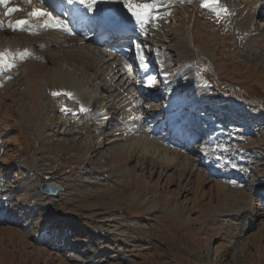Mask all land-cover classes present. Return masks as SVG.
<instances>
[{
    "label": "rangeland",
    "instance_id": "rangeland-1",
    "mask_svg": "<svg viewBox=\"0 0 264 264\" xmlns=\"http://www.w3.org/2000/svg\"><path fill=\"white\" fill-rule=\"evenodd\" d=\"M198 3L202 4L167 0L161 8L168 10L159 11V18L147 24L154 31L147 33L146 42L132 44L131 60L137 66L126 62L128 72L125 61L111 57V65L121 62L117 67H125L121 82L120 74L102 81L109 72L102 66L100 47L88 53L73 41L71 49L63 48L52 45L62 38L47 35L42 37L51 39L49 47L36 52L40 59H17L14 69L2 73L0 173L1 187L8 191L1 196L10 195L9 203L15 205L7 207V219L0 221V264H264V0H220L232 15L221 13L219 21L217 8L203 9ZM254 3L261 15L255 16L257 27L249 31L237 13L245 14ZM13 36L3 33L0 42L14 38L21 43L20 37H31L19 32ZM256 39L263 40L253 44ZM137 45L143 49V64ZM158 50L169 63L168 70L152 65L151 56ZM58 67L90 83L92 105L102 106L113 119L122 111L124 117L128 108L138 113L141 107H133L135 99L150 104L144 116H156L154 124L163 122L167 111L193 110L196 101L214 113L233 105L228 123L232 128L242 124L251 135L241 142L238 133L219 132L217 142L223 139L231 145L228 153L217 154L214 166L225 168L227 161L228 171L239 175L227 180L223 178L227 173H210L200 165L199 154L186 148H177L175 165L142 156L138 150L128 153L124 142L145 137L146 132L126 133L127 125L115 122L97 128L83 121L81 105L77 107L74 99L68 109L52 95L70 90L56 82L52 72ZM188 70L198 89L189 90L185 84ZM163 73L171 76V91L161 99L152 98L163 90L159 85ZM125 76L137 86L121 92L126 81L114 91ZM149 76L155 78L152 89ZM157 129L164 133V127ZM147 138V143L153 139ZM120 165L128 170L125 176L114 169ZM51 181L62 188L60 195L45 196L38 202L41 206L32 207L37 198L28 196L36 195L39 183ZM55 229L70 236L49 233L46 241L37 240Z\"/></svg>",
    "mask_w": 264,
    "mask_h": 264
},
{
    "label": "bare ground",
    "instance_id": "bare-ground-1",
    "mask_svg": "<svg viewBox=\"0 0 264 264\" xmlns=\"http://www.w3.org/2000/svg\"><path fill=\"white\" fill-rule=\"evenodd\" d=\"M230 2H233L234 0H229ZM253 1V0H252ZM158 2L160 4H162L161 0H158ZM200 3H202V0H199ZM253 3V2H252ZM257 3V2H256ZM256 3H254V6L251 7L245 14H238L237 13V19H239L240 21V24H242L244 27H246L249 31H252V29L255 28V26L257 27V25H255L253 22L255 20V16L257 14L260 13L259 9H258V4L255 5ZM251 4V3H250ZM198 5L201 7V5L198 3ZM253 5V4H252ZM110 7V6H113V10H112V14L116 15V10L119 8V5H116V4H106L104 7ZM203 8V7H202ZM237 9V8H235ZM261 15V14H259ZM120 16V18H119ZM119 16L117 17L118 20L123 24V26H129L132 28L133 32L135 34H138L139 38L136 39V41H145V37L147 34H144V32L142 31V29L137 26L132 20H130V18L125 15L124 13H120ZM122 18V19H121ZM10 19H12V17H10ZM7 19L4 18V21H3V24H4V31L6 32V34H13L14 36L16 35L17 32H13L11 30L8 29L7 27ZM78 25V24H77ZM72 27H74L75 31H76V35L74 36H68L67 34H62V33H57V32H39V34H42V35H47V36H58L59 38H62L63 41L62 42H56L52 45H56V43L58 44L57 46H60V47H65L67 45L68 49L71 47V44L73 41L75 42L76 41V44H79L80 46H82L81 48L85 51H87L88 53L91 51V52H97V50H103L99 53V55H101L102 59H103V63H102V66L105 67V70L107 71L108 70V76H106V78H103L102 81L105 82V80H110L111 78H114L115 77V74H120L119 78L126 74V72L123 73V71L125 70V67L122 66V68H118L117 66L121 65V62L116 64V65H111V63L109 62V60L111 59L112 56H117L121 61L122 60H128L129 59V52L127 50H131V45L132 43H128L127 41H125L124 44L120 45V47H122L123 51L118 50L119 48H111L112 46L113 47H116L115 44H113L112 46L107 43V44H104L102 42V44L104 46H99L97 45L98 43H100L102 40H101V37H100V41L96 39V36L94 35H88L86 34L85 30L83 28H80V26H73L72 24L70 25ZM146 28H148L147 30L148 31H151L153 29V27H151L150 25H146L145 26ZM244 28V29H246ZM246 29V30H247ZM2 30V29H0ZM144 30V29H143ZM247 30V31H248ZM248 31V32H249ZM250 33V32H249ZM0 35H3L0 34ZM253 35V34H252ZM13 36V37H14ZM18 37V36H17ZM69 37H72V38H69ZM75 37V38H74ZM157 37V36H156ZM254 37V36H252ZM159 38V37H158ZM255 38V37H254ZM127 39V38H126ZM264 39V38H263ZM263 39H256L253 42V44H257V43H260ZM10 40V39H9ZM20 40L22 41L21 43H19L18 40L14 39L13 40L11 39L10 41H7V42H0V51L5 49H9L10 51H12L13 53H16L18 52H23L25 49H27L29 51L30 47H34V41L36 40H40L38 41L39 43H42L44 44L45 46V49L47 47H49V42L51 41V39H47L45 41V39H43L42 36H40L39 38H31V37H26V38H23V37H20ZM120 39H117V41H119ZM6 41V40H5ZM108 42H110V40L108 39L107 40ZM259 41V42H258ZM37 43V42H36ZM38 43V44H39ZM75 44V43H74ZM75 44V45H76ZM128 44V46H127ZM51 45V44H50ZM256 46V45H255ZM97 47H100V49H97ZM257 47V46H256ZM253 46L250 48V51H253L252 50ZM71 49V48H70ZM104 49H108L104 52ZM133 50V49H132ZM42 52V51H41ZM90 52V53H91ZM253 53V52H252ZM94 54V53H92ZM181 54V53H180ZM33 54H31L32 56ZM36 56H38V54L36 53L35 54ZM30 56V55H29ZM28 56V57H29ZM69 56V55H68ZM203 56V55H202ZM155 61L159 64H162L165 69H168V63L166 62V60L160 55V54H157V55H154L153 56ZM126 58V59H125ZM66 61V60H65ZM67 61L68 60V57H67ZM70 62V61H69ZM102 62V61H101ZM51 63H53L55 65L56 63V60L55 58H52L51 59ZM133 63L130 62V64ZM124 64V63H123ZM133 66V65H132ZM135 66V64H134ZM137 66V65H136ZM211 67V65H210ZM118 68V69H116ZM153 68V67H152ZM212 68V67H211ZM122 70V71H121ZM105 72V71H104ZM53 73V76L54 78H56V82L61 85H67L70 90L73 91V93H75V95H77L83 102H85L86 104L88 105H92V97L91 96V91H92V86L90 83H87L86 81H80L81 79L79 78V75L77 76H73L70 72H67V71H62L61 68L58 67V69H55V71L52 72ZM80 79V80H79ZM126 79H129V76H127V78H125V82L122 83V85L120 86H116V88L114 89L117 90L119 89L121 86H124L126 84ZM118 81V80H117ZM136 81V80H135ZM107 82V81H106ZM129 82V81H127ZM108 83V82H107ZM168 83V82H166ZM190 84H192L190 82ZM86 85V86H85ZM127 87L126 88H123L121 92H124L129 86L133 85V87L137 86V84H134L133 82H129L128 84H126ZM193 85H190L189 87L192 88ZM87 87V88H86ZM99 88V87H97ZM97 88H96V91H97ZM112 88V87H111ZM110 93V91H109ZM93 95V94H92ZM95 95V94H94ZM93 95V96H94ZM156 97H159V95H157ZM104 100V99H103ZM103 102V101H102ZM122 102V101H121ZM141 107L143 109L140 108L139 112L138 113H133L131 112L130 110L132 108H128V113H126L124 115V117H121L122 120H125L127 118H131L130 120H128L127 122H124V125H129L130 128H128V126L126 127H123L124 132H126L128 129V132L131 133V129L135 126L138 125V123L140 122V118H136V119H133V117H141L143 114L146 113V110L150 107V104L148 103H145V104H140V101H136L135 99V102L133 101V107ZM76 107V106H75ZM118 108L119 105H117ZM126 107V106H125ZM130 107V105L128 106ZM100 108V107H99ZM113 109V108H112ZM121 109V108H120ZM134 109V108H133ZM117 110V108H116ZM120 111V110H119ZM126 112V111H125ZM142 112V113H141ZM98 115H94L92 118L96 120V124L99 126V128H103V126L106 124V122L103 121L102 118H104V116L106 115H100L101 114V111L96 113ZM87 115V114H86ZM123 116V115H122ZM143 120V118H142ZM182 121L184 120L185 121V117L181 119ZM139 121V122H138ZM175 122V118H172V120L168 123V124H174ZM133 124V127H131ZM147 126V125H146ZM127 128V129H126ZM121 129V127H120ZM143 130V129H140V131ZM151 130V129H150ZM156 130V129H155ZM155 130H153V132H155ZM152 132V130L149 132V134ZM127 133V132H126ZM148 133V132H147ZM224 134V133H223ZM132 135V134H131ZM137 136V135H136ZM133 138V137H132ZM130 139V142L129 143H125L124 142V147L127 148V152L129 153L130 150L131 151H135V150H138V152H140V155L142 156H151V158H154L155 160H157L158 162H162L163 164H167V165H175L178 161H179V156H178V153H179V150L177 148H168L167 147V144H166V140H163V139H159V140H153V139H149L151 141L148 142V138H147V135L145 137H139V138H135V139ZM119 140H122V139H119ZM128 140V139H127ZM163 140V141H162ZM98 141V140H97ZM114 141H118V140H111L110 139V143L114 142ZM108 144V143H107ZM106 144V145H107ZM123 145V144H122ZM206 144L203 145V147H201V154L203 155L202 157V160H201V163L202 161L204 162H210L212 161V157L210 156V152H209V149L207 147H205ZM172 148V149H171ZM213 149H216V148H213ZM126 152V151H125ZM86 156V155H85ZM186 160V162H188V158H184V161ZM194 162V161H193ZM191 167V166H190ZM186 168V167H185ZM114 169L118 170V175L120 176H125L128 172L127 168L125 166H117L115 167ZM36 189V195H29L28 197L29 198H37V200L33 201L34 202V205L32 207H39L41 206L38 202L41 200V198L47 196V195H44L42 194L39 189L37 188V186L35 187ZM0 197H1V194L2 192H6L4 190H2L0 188ZM63 194V193H62ZM61 194V195H62ZM4 195V194H3ZM57 195H60L59 193H56L54 195V197H57ZM51 196V195H49ZM4 197V196H3ZM139 197V196H138ZM10 201V200H9ZM8 201V203H9ZM38 203V204H37ZM10 204V203H9ZM0 209H2V211L4 212V207L0 204ZM39 210V209H38ZM256 214V212H255ZM59 221V220H58ZM46 241V240H45ZM72 256V255H71ZM76 256H78L76 254ZM80 257V256H79ZM81 258V257H80ZM82 259V258H81Z\"/></svg>",
    "mask_w": 264,
    "mask_h": 264
},
{
    "label": "snow or ice",
    "instance_id": "snow-or-ice-1",
    "mask_svg": "<svg viewBox=\"0 0 264 264\" xmlns=\"http://www.w3.org/2000/svg\"><path fill=\"white\" fill-rule=\"evenodd\" d=\"M28 4H33V0H26ZM36 3L44 5L46 0H35ZM68 6L71 8L68 10V15L72 17V20L63 18V14L54 15L52 11H49L45 7H32L30 11L27 12L26 18L19 20H12L10 17L20 11L19 8L9 7V0H0V7H3L5 11L3 16L9 18L7 21V27L9 30L15 31H28L30 34L33 32V27L35 31L40 30H54L65 33L67 35H76L74 27L70 26L73 23H82L84 21L94 22L98 17L104 15V9L98 8L100 4H116L119 8L116 10V15L119 16L120 13L127 15L130 20H132L141 29L152 21L159 18L158 9L162 6L158 0H65ZM183 3L184 0H181ZM190 2V0H189ZM201 7L209 8L215 7L218 9L217 21L220 19L221 13L225 15H232L227 7L221 6L220 0H202ZM112 12L111 9L107 10ZM122 19V18H121ZM4 27L3 22H0V29ZM138 56L143 64V49L140 45H137ZM30 55L29 51L25 49L23 52L13 53L10 50L0 51V72L11 71L16 65V60L19 59L23 61ZM145 68L146 64L143 65ZM11 79V77H9ZM148 86L150 87L155 82V78L149 76L147 78ZM65 95L72 99L73 94L71 92H53V96ZM61 111H67L66 108H62ZM80 111H86L83 105L80 106ZM143 117H133V119ZM222 151H226L223 146L218 145ZM232 167H236L235 164Z\"/></svg>",
    "mask_w": 264,
    "mask_h": 264
},
{
    "label": "water",
    "instance_id": "water-1",
    "mask_svg": "<svg viewBox=\"0 0 264 264\" xmlns=\"http://www.w3.org/2000/svg\"><path fill=\"white\" fill-rule=\"evenodd\" d=\"M39 191L43 194H49V195H55L58 191H60L62 188L58 186L55 182H44L40 183Z\"/></svg>",
    "mask_w": 264,
    "mask_h": 264
}]
</instances>
